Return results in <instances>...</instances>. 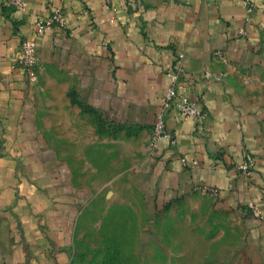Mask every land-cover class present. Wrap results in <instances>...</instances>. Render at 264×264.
<instances>
[{"label": "crops", "instance_id": "1", "mask_svg": "<svg viewBox=\"0 0 264 264\" xmlns=\"http://www.w3.org/2000/svg\"><path fill=\"white\" fill-rule=\"evenodd\" d=\"M25 1L0 0V264L70 263L106 145L116 156L104 169L136 161L125 182L150 208L205 200L239 228L233 262L264 264V220L243 212L248 200L264 210V0ZM57 8L66 27L37 39L27 74L19 42ZM180 53L178 93L208 114L198 123L171 108L176 144L151 148ZM245 154L249 176L237 168Z\"/></svg>", "mask_w": 264, "mask_h": 264}, {"label": "rangeland", "instance_id": "2", "mask_svg": "<svg viewBox=\"0 0 264 264\" xmlns=\"http://www.w3.org/2000/svg\"><path fill=\"white\" fill-rule=\"evenodd\" d=\"M109 149L103 146L101 175L88 179L103 186L78 228L69 264H236L237 226L210 210L205 200L150 208L142 189L126 184L133 179L129 167L136 165L134 159L104 169L116 156ZM143 233L154 237L144 240Z\"/></svg>", "mask_w": 264, "mask_h": 264}, {"label": "built area", "instance_id": "3", "mask_svg": "<svg viewBox=\"0 0 264 264\" xmlns=\"http://www.w3.org/2000/svg\"><path fill=\"white\" fill-rule=\"evenodd\" d=\"M4 5L16 10H23L27 3L25 0H3ZM34 34L31 37H24L20 40L18 46L17 64L22 66L27 74H31L37 62V39L47 30L66 27V19L61 9L53 10L47 17L34 15L32 17ZM184 55H178L177 66L166 72L168 79L167 86L161 95L159 107L156 111L154 121L150 131V146L156 148L158 145L167 144L175 146L176 140L173 132L166 125V118L171 108L176 109L180 116L192 118L201 123L207 116L205 109L201 108L199 101L189 98L184 94L178 93V83L184 74ZM249 154H245L244 159L238 164L237 168L246 176L251 175L253 166ZM197 189L208 193L216 194L217 189L210 186H200ZM243 212L253 218L264 220V210L261 204L248 200L244 204Z\"/></svg>", "mask_w": 264, "mask_h": 264}, {"label": "water", "instance_id": "4", "mask_svg": "<svg viewBox=\"0 0 264 264\" xmlns=\"http://www.w3.org/2000/svg\"><path fill=\"white\" fill-rule=\"evenodd\" d=\"M154 236L149 233H143L142 238L145 240L147 238H153Z\"/></svg>", "mask_w": 264, "mask_h": 264}]
</instances>
